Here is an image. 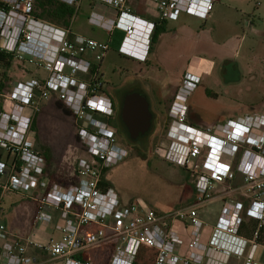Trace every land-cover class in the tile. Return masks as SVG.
<instances>
[{
    "label": "built area",
    "instance_id": "obj_1",
    "mask_svg": "<svg viewBox=\"0 0 264 264\" xmlns=\"http://www.w3.org/2000/svg\"><path fill=\"white\" fill-rule=\"evenodd\" d=\"M60 1L78 5V0ZM99 1L116 12L107 25L110 35L123 29L128 42L136 35V28L125 25L126 19L147 25L141 60L149 52L157 21L176 20L182 13L207 19L215 5V0H150L154 19L148 21L132 16L125 8L126 0ZM35 2L0 0V52L47 73L45 78L17 81L0 94V151L12 156L9 162L0 159V264H40L31 249L46 252L63 264H94L86 253L99 247L112 248L108 264H135L143 253L152 256L151 264H229L233 257L245 259V264H261L263 246L258 241L264 226V115H245L206 128L188 124L186 102L198 76L185 73L170 106L172 122L163 157L186 169L195 163L196 201L187 209L168 214L157 212L141 199L124 203L102 179L107 169L123 160V149L108 122L92 117L97 114L109 119L113 115L101 73L111 50L109 42L80 35L70 38L69 29L44 24L33 15ZM87 53L96 56L91 60L84 56ZM119 54L138 57L125 48ZM81 75H91L90 82ZM52 94L59 95L78 119H90L83 121L79 133L91 158L79 160L78 179L69 184L52 181L32 129ZM239 190H244L245 200L227 199ZM10 192L29 194L38 204L33 233L25 238L11 234L3 219L1 202ZM218 196L224 198V204L206 244L202 234L205 222L199 210ZM247 220L259 223L252 238L240 233ZM178 221L190 228L187 243L172 227ZM50 226L60 234L58 240L51 233L47 243L36 239L40 228ZM185 245L187 252L182 253L180 248ZM81 255L86 257L80 259Z\"/></svg>",
    "mask_w": 264,
    "mask_h": 264
},
{
    "label": "rangeland",
    "instance_id": "obj_2",
    "mask_svg": "<svg viewBox=\"0 0 264 264\" xmlns=\"http://www.w3.org/2000/svg\"><path fill=\"white\" fill-rule=\"evenodd\" d=\"M234 8L242 10L244 14L254 15V17L244 15L241 17L243 19H240V24H237L234 19L238 15ZM216 10L217 15L213 19L210 17L202 19L182 13L180 18L176 19L177 21H169L166 36L161 43L153 47L152 51L147 52L145 60L119 54L121 41H118V38L122 35L118 32H113L111 35L94 36L102 40L100 42H109L111 48L101 65L102 80L106 84L105 94L109 96L112 88L118 84L138 79L158 115L156 133L151 137L149 144L141 143L140 151L126 146L121 138L115 135L119 147L123 149V160L107 169L102 179L106 182L104 183L106 186L114 188L119 193L124 203L141 199L157 212L168 214L187 209L194 202L196 194L193 186L196 175L192 170L195 169V163L192 162V167L186 169L166 162L163 157L168 145L167 133L165 134L169 122L168 113L176 96L177 87L181 84L183 74L187 71L189 64L201 63L211 68L214 62L218 64L224 58L223 56H226L236 61L241 71L240 76L239 72H234L228 74L225 79L219 77L217 68L213 72L202 73L203 83L209 89L218 92L220 97L217 100H209L205 98V88L200 87L190 104L187 119L189 124L207 127L228 119H236L245 114L264 115V0H219ZM82 11L84 12L81 10L79 17L73 20L74 28L73 21L71 27L66 28L57 21L45 20L51 22L50 26L55 29L62 31L69 29L70 38L75 36L73 29L76 33L88 37L89 33L80 31ZM78 13L77 10L76 16ZM180 23L188 25L200 34L192 41L183 33H179L178 36L173 35L170 27ZM204 29H208L209 34L202 35ZM138 48L145 52L141 44L132 47L133 50ZM84 56L93 60L96 54L87 53ZM5 66L0 64V74H6L9 78L6 92L17 81L47 76V73L36 65L15 58L9 69ZM80 77L86 82L91 80V75ZM1 100L2 97H0ZM92 117L102 122L108 120L97 114H92ZM89 120L88 117L83 120L78 119L63 104L57 94H52L43 103L37 115V131L33 130V132L37 147L42 152L45 147L51 151L52 161L48 163V172L52 181L64 184L76 181L79 160L91 158L88 147L79 133L84 126L82 124ZM108 125L111 129L113 128L110 123ZM235 194L236 192L230 196L235 197ZM13 196L21 199V195ZM21 202H27V200L23 198ZM223 204V197L218 196L201 206L200 211L212 222L221 213ZM178 223L185 231L184 237L188 238L190 228L185 229L182 222L178 221ZM59 236L57 232L55 238ZM262 237L258 242L263 246L260 249V263L264 264V236ZM103 249L105 252L101 249L99 253H105L107 257L109 248L103 247ZM33 250L31 253L34 256L36 249ZM111 254L112 249L110 248L109 256ZM151 259L150 254L143 253L138 257L137 262L151 264ZM232 260L235 261L233 264H245L246 262L245 259L237 257H233ZM42 262L43 264H63V260L48 257L39 260L40 264Z\"/></svg>",
    "mask_w": 264,
    "mask_h": 264
},
{
    "label": "crops",
    "instance_id": "obj_3",
    "mask_svg": "<svg viewBox=\"0 0 264 264\" xmlns=\"http://www.w3.org/2000/svg\"><path fill=\"white\" fill-rule=\"evenodd\" d=\"M218 1L219 0H215L214 8L211 11L210 16H209L210 19L211 18L213 19L217 15L216 7L218 4ZM150 3H151L150 0H126L125 8H127L130 11V14L132 16L151 21L154 19V16L149 11ZM77 8H78L79 13L77 14L76 18H74V21L81 14V10H84V12L82 11L83 12V14H82L83 18H82V22L80 25V31L81 32L85 31L86 33H89L90 36H88V38H93V39H96L98 41H102L98 38H95L94 36H104L105 34H110L108 29H107V27H108L107 25H108V23H110V21L115 19L116 12L113 8L105 7L104 5H102L100 3L99 0H78ZM234 10H236V13L238 15V17L234 19L235 23H237V24L238 23L240 24V21L243 19L241 17L244 15L247 17H254V15H250L248 13L244 14L242 10H239L236 8H234ZM177 20H170V21H177ZM183 20L185 21V19H183ZM74 21H73V28H74ZM43 22H44V24H47V25L51 24V22L46 21V20ZM124 24L135 26L136 35L133 37V39L131 41L126 42L125 41V32L123 29L118 28L115 31H113L114 33L118 32L119 34L122 35L120 37L121 39L118 38V41H121V45H120L119 50L121 48H125L128 50L134 51L139 59L144 57L145 52L143 50H141L139 48L133 50L132 47H137V44L142 45L147 25L144 22L134 21V20H132V18L126 19L124 21ZM168 26H169V21L166 22V28H168ZM72 31L75 35H80V36L86 37V35H84V34L76 33L74 31V29ZM167 31L168 30H166V32L160 36L158 44L161 43L162 39L166 36ZM170 31L173 32V35H175V36H178L179 33H183L189 38L190 41L194 40V38L198 37V35L200 34L199 32H196L194 29H192L191 27H189L188 25H185L183 23L175 24L174 26H171ZM205 33L209 34L208 29H204L201 34L203 35ZM223 57L224 58H231V57H226V56H223ZM210 70H211V68L210 67L208 68V66L206 67L204 64L193 63V64H189L187 71L184 73L190 72L196 76H202V73L210 72ZM0 73H1V69H0ZM0 77H1V74H0ZM0 159H2L3 161L9 162L12 160V156H9L6 153H2L0 151ZM241 181H242V178H241V176H239L237 178L238 184H241ZM243 193H244V190H239L238 192H236L235 197H233V196L228 197L227 196L228 197L227 199L235 198V200H245V198L242 196ZM13 195H21V199H19V198L17 199L16 196H13ZM37 195H38V193L36 192L35 196H37ZM22 197L25 198L27 200V202H21L23 200ZM195 197H196V195H195ZM195 197H194L193 204L196 201ZM1 205H2V210H3V219H4L6 226H7L8 230L11 234H14V236L19 237V238H25V237H27L33 233V230H34L33 219H34V216L37 212L38 204H37V201L33 197H31V195L16 193V192H10V193H7L4 195L2 202H1ZM22 210H24V211H22ZM199 216L205 222V226H204L203 231H202L203 242L208 244L210 241L211 235L213 233V229L217 223L218 217L216 219L212 220V222H210L207 217H204L202 215V212L200 210H199ZM247 221H251V220H247ZM172 227L174 230H176L182 236L183 240L186 243L190 240V236L188 238L184 237L185 231L182 229L181 225L178 222H175L172 225ZM40 229L42 232H40L37 235L36 239L41 240L44 243L48 242L47 241V235L48 234L51 233L55 237V234L57 233L54 231L52 226H50L48 228L42 227ZM244 236H246V235H244ZM59 237L57 239L55 238V240H58ZM246 237L251 238L248 236H246ZM0 244H1V241H0ZM107 248H109V250H107V251H109V253L107 254V257L105 255V253H102V254L99 253V251H101V249L103 252H105L103 247L102 248L101 247L94 248V249L89 250L86 253V256H89L92 259L94 264H108L111 247H106V249ZM31 251H34V250L31 249L30 253H31ZM180 251L182 253L187 252V246L185 245L182 248H180ZM34 256L37 259L38 263H39V260H41V259H45L47 257L50 259V256L48 253L40 251V250H35ZM86 256L81 255V256H79V258L84 259ZM232 259L233 258H231L229 264H233L235 262ZM41 264H43V262Z\"/></svg>",
    "mask_w": 264,
    "mask_h": 264
},
{
    "label": "flooded vegetation",
    "instance_id": "obj_4",
    "mask_svg": "<svg viewBox=\"0 0 264 264\" xmlns=\"http://www.w3.org/2000/svg\"><path fill=\"white\" fill-rule=\"evenodd\" d=\"M215 68H217L218 75L222 79H225L228 74H230V73L232 74L234 72H239V76L241 75V71L239 70L238 63L231 58H223L218 64H215V62H214L212 64L210 72H213V70ZM184 75H185V73L183 74V77H184ZM240 78L241 77H239V80H241ZM204 85L205 84L203 83V77L198 76V82L196 84V87L192 91V93L189 95V97L187 98V102H186L187 103V119L189 116L190 104L193 101L195 94L198 92L200 87L203 86L205 88V90H204L205 91V98H207L209 100L210 99L211 100H217L220 97L218 92L214 91L213 89H209L208 86H206V85L204 86ZM135 94H140V95H143L147 98V100L149 101V104H150V111L152 114L151 121H150L151 125H150L149 129L145 132H138V134H137V130L139 129V127L131 128L128 126V124L123 119V110H124L126 100H127L128 96L135 95ZM109 98H110L112 105H113V115H112L111 119L110 118L109 119L111 120V125L113 126L112 129H113L114 136L116 135V136L120 137L122 142L126 146L136 148L137 151H140L141 150V143L144 142L145 144L146 143L149 144L151 137L156 133V130L158 129V126H157L158 115L155 112V110L153 109L152 102H151L147 92L145 91L143 85L141 84L140 80H138V79L125 81L122 84H118L112 88V90L109 93ZM169 114L170 113H168V121L169 122L167 124V128L165 129V134L167 133L169 126L172 122ZM245 115H249V114H245ZM245 115H243V116H245ZM238 117H241V116H238ZM108 120H107V122H108ZM217 124H219V123H215L214 125H211V126H215ZM190 125H192V124H190ZM192 126L206 128V127L200 126V125H192ZM211 126H207V127H211Z\"/></svg>",
    "mask_w": 264,
    "mask_h": 264
},
{
    "label": "trees",
    "instance_id": "obj_5",
    "mask_svg": "<svg viewBox=\"0 0 264 264\" xmlns=\"http://www.w3.org/2000/svg\"><path fill=\"white\" fill-rule=\"evenodd\" d=\"M39 10H40V13H39ZM77 10H78L77 6H71L60 0H36L33 15L37 20H45V19L53 20V21L62 23L66 28H70L72 21L74 20L76 16ZM165 32H166V22L157 21L154 33L151 38V45H150L149 51L153 50V47L157 45L160 36L164 34ZM13 60L14 58L12 56L7 55L4 52H0V64H3L4 66L6 65L5 66L6 68L9 69L11 67ZM8 79L9 78L6 77V74H1L0 94H4L6 92L8 88V84H7ZM1 108H2V104L0 101V111H1ZM110 119L108 120V122L111 124ZM32 129L37 131V116L34 119ZM43 150H44L43 154L47 160V164L51 163L52 155H51L50 149L45 147L43 148ZM193 188L195 191L194 186ZM251 221L244 222L240 233L242 235H246L252 238L259 223L254 220H251ZM259 234H260V238H259V241H260V239L263 238L262 236H264V226L260 228ZM135 264H139V263L136 262Z\"/></svg>",
    "mask_w": 264,
    "mask_h": 264
},
{
    "label": "water",
    "instance_id": "obj_6",
    "mask_svg": "<svg viewBox=\"0 0 264 264\" xmlns=\"http://www.w3.org/2000/svg\"><path fill=\"white\" fill-rule=\"evenodd\" d=\"M151 116L150 104L145 96L140 94L128 96L123 110V119L129 127H139L137 134L149 129Z\"/></svg>",
    "mask_w": 264,
    "mask_h": 264
},
{
    "label": "bare ground",
    "instance_id": "obj_7",
    "mask_svg": "<svg viewBox=\"0 0 264 264\" xmlns=\"http://www.w3.org/2000/svg\"><path fill=\"white\" fill-rule=\"evenodd\" d=\"M139 46V45H138Z\"/></svg>",
    "mask_w": 264,
    "mask_h": 264
}]
</instances>
